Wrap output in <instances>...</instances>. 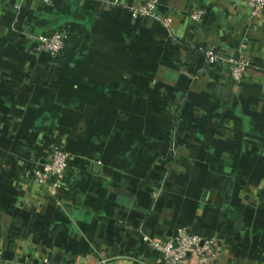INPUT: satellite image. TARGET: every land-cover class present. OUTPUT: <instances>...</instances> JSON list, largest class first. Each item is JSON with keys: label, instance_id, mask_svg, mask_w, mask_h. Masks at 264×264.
Masks as SVG:
<instances>
[{"label": "crops", "instance_id": "1", "mask_svg": "<svg viewBox=\"0 0 264 264\" xmlns=\"http://www.w3.org/2000/svg\"><path fill=\"white\" fill-rule=\"evenodd\" d=\"M143 1L0 0V264H160L142 238L178 228L217 239L216 264H264V11L158 0V19L132 18ZM78 27L61 64L38 50ZM187 48L245 62L244 79ZM55 146L57 203L31 174Z\"/></svg>", "mask_w": 264, "mask_h": 264}, {"label": "built area", "instance_id": "2", "mask_svg": "<svg viewBox=\"0 0 264 264\" xmlns=\"http://www.w3.org/2000/svg\"><path fill=\"white\" fill-rule=\"evenodd\" d=\"M250 11L251 20L256 19L264 11V0H245ZM158 0H145L142 3L130 7L131 17L158 19L155 12ZM204 15L203 10H194L190 13L192 23H197ZM168 24L169 20H163ZM68 38L64 31L55 32L50 36H39L38 50L46 52L53 59L60 55ZM203 55V66L200 71H206L212 65H220L227 73L230 81L234 84L242 82L248 70L245 62L232 60L229 57L221 56L215 50L206 48L201 50ZM69 155L68 153L55 146L47 154L44 161L33 168L31 174L33 182L46 195L54 199L57 203V192L62 187V178L68 170ZM43 192V191H42ZM142 240L152 249L160 253V264H183L187 258H195L197 264H216L219 253V242L215 238L202 237L194 234L187 228H178L175 234L168 240L162 242L156 239L144 236ZM37 264H50L46 258H43ZM97 264H113L108 259H100Z\"/></svg>", "mask_w": 264, "mask_h": 264}, {"label": "trees", "instance_id": "3", "mask_svg": "<svg viewBox=\"0 0 264 264\" xmlns=\"http://www.w3.org/2000/svg\"><path fill=\"white\" fill-rule=\"evenodd\" d=\"M82 33H83L82 27H78L71 35L67 33L68 34L67 41H69L72 44L73 49H77L79 47L80 37ZM10 38L12 39V37ZM186 51L188 55L191 57L190 59L192 61L191 66L195 65L196 69H200L203 66V55L201 53V50H192L187 48ZM54 61L59 64L64 62L63 58L61 57V54L58 55L56 58H54Z\"/></svg>", "mask_w": 264, "mask_h": 264}]
</instances>
